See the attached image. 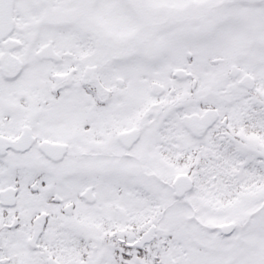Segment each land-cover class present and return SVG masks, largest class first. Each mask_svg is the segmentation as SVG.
<instances>
[{
    "label": "snow or ice",
    "instance_id": "snow-or-ice-1",
    "mask_svg": "<svg viewBox=\"0 0 264 264\" xmlns=\"http://www.w3.org/2000/svg\"><path fill=\"white\" fill-rule=\"evenodd\" d=\"M0 264H264V0H0Z\"/></svg>",
    "mask_w": 264,
    "mask_h": 264
}]
</instances>
